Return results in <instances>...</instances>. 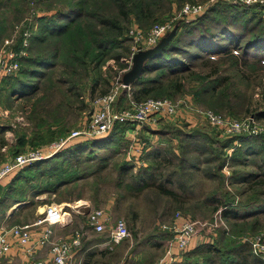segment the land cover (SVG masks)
I'll return each mask as SVG.
<instances>
[{"label":"rangeland","instance_id":"obj_1","mask_svg":"<svg viewBox=\"0 0 264 264\" xmlns=\"http://www.w3.org/2000/svg\"><path fill=\"white\" fill-rule=\"evenodd\" d=\"M90 1L98 4V12L113 19L116 17L122 30L118 35L121 40L101 54H98L100 48L94 44L91 47L87 45L84 54L86 62L75 59L77 51H74V59L72 56L66 67L60 62L56 67L41 69V72L30 77L22 73L29 65L26 64L28 57L39 52L40 47H44L36 37L38 18L65 9L66 0H0V49L5 39H9V47L23 51L20 58L21 71L18 72L17 79L21 77L25 81L16 84L17 79L9 77L5 78L2 85L0 165L27 151L38 150L43 156L42 159L35 160L39 164L33 165L32 169L23 166L24 168L13 171L1 181L3 186H0V228L32 223L43 215L46 205L60 203L70 213L71 231H84L85 241L97 242L105 239V233L86 230V213L90 209L102 208L111 220L124 219L130 233V236L119 244L118 249L116 247L112 251L103 248L100 250V253L106 254L104 260L109 264H156L166 251L173 247V235L163 229L162 225H170L178 212L184 219L200 222L196 244L211 241L224 250L225 246L228 248L231 243L228 241L231 238H228V235L234 234L233 238L240 242L245 241L250 252L247 239L264 233V214L248 217L245 221L237 219L233 223L223 217V213L226 208L239 207L241 202L256 198L257 194H262L257 200L264 201L262 184L252 186L243 181L232 184L230 177L233 173L246 171L254 172L258 180H264V113H261L264 112V54L262 61L256 59L252 55L257 56L254 46L250 49L251 55H247L251 62L245 65L240 62L231 65L232 59L228 58V62L222 64H227L225 67L228 73L225 71L222 75L229 76L226 81L229 85L222 87L227 95L221 106L213 103L207 106L194 101L193 90L201 84L198 76L210 71V67L201 65V61L196 60L192 62L196 71L181 75V91H176L172 85L169 88L170 96L149 97L167 98L179 103V111L175 117L156 116L155 122L146 123L145 127L120 125L112 130L111 138L106 141L105 147H91L72 157H65L67 145L64 144V147L58 149L56 146L72 130L85 125L90 113L96 109L97 101L117 85L120 73L127 71L131 66L133 53L143 46L141 41H134L130 29L140 27L146 33L153 24L178 14L180 8V5L174 4V11L170 15V12L165 14L161 10L162 7L159 10L156 5V17L145 26L150 25L149 28L143 30L134 18L118 13L116 4L107 0ZM186 1L206 2L209 8L219 0ZM251 5L252 7L245 6L249 11L244 15L250 21L248 26H235L240 44L249 41L257 32L260 34L263 25L261 22H264V19L261 21L258 17L261 14L264 16V0H256ZM197 16L199 15H182L177 20L173 19V34L181 22L193 21ZM254 22L258 23L254 25ZM101 29L100 22L95 24L92 21L90 26L83 28L82 35L89 38V32L95 33ZM43 36L46 46L61 43V40H57V34L45 32ZM261 37L262 34L259 39ZM83 41L85 38H81L80 43ZM83 49L77 54H82ZM118 54L120 55L116 57ZM217 55L211 54L210 57L217 58ZM159 72L152 71L144 76L155 77ZM176 77H168L164 85L165 82L174 81ZM176 82L175 80L172 84ZM18 85H22L26 90L20 91L16 87L12 89ZM137 88L139 87L132 84L128 89L120 88L113 103L115 109L130 110L132 107H129L133 103L139 104L149 99L136 100L134 91ZM195 109H209L222 116H234L246 122V119L251 120L250 133L243 132L234 136L222 133L220 129L209 125L205 118L199 117L194 112ZM256 129V132L252 131ZM79 140H82V137L72 139V143ZM66 144H69V141ZM255 145L257 154H248L247 149L252 150L250 146ZM235 152L237 159L232 158ZM132 158L134 168L131 166L123 169V162L131 163L129 159ZM149 158H162L155 164L156 178L150 187L137 189L132 178L141 165L150 164ZM166 176L170 181L164 180ZM161 187L171 193L160 191ZM82 201L87 205L76 208L75 204ZM244 222H254V227L235 233L236 229L243 227ZM224 233L227 235V241H224L223 237L220 240L219 236ZM206 256L215 258L213 254L204 253L194 255L191 261L187 262L204 263ZM187 262L185 260L182 264Z\"/></svg>","mask_w":264,"mask_h":264},{"label":"trees","instance_id":"obj_2","mask_svg":"<svg viewBox=\"0 0 264 264\" xmlns=\"http://www.w3.org/2000/svg\"><path fill=\"white\" fill-rule=\"evenodd\" d=\"M107 1L116 4V7L119 9L118 13H120L121 15L134 18L143 30H147L150 25L148 27L145 26L149 24L150 20L152 21V19L156 17V5L158 6L159 10L162 7L161 10H163L165 14L170 12V15H172L174 11V4L180 5L181 8L184 2V0ZM251 4L252 3H244L241 1H215L209 8L206 7L207 9L205 8L203 12L198 14L199 16L195 17V19L192 18L194 19L193 21L181 22L178 25L176 32L166 42L163 48L154 57L148 58L144 61L143 72L134 81V83H132V85H136L139 87L134 91L135 99L141 101L149 97H157L158 95L170 96L169 88L172 85L174 86L176 91H181V87L183 84L181 75L185 72L191 73V71H196L195 69H193L192 62L200 60L201 65L210 67V71L208 70L207 72H205V75L198 76L199 79H201V84L200 86H196V88L193 90L194 101L199 102V104H205L207 106H211L212 103L213 105L223 104L225 102L224 99L226 98L227 94L226 90H222V87L224 85H229L228 83H226V81L229 79V76H227V74H224L226 76L222 75V73H224L225 71H227L228 73V69L227 67H225L227 66V64H224V66L222 64L227 63L228 58L232 59L230 62L231 65L237 62L245 65L251 62V59H248L247 55L250 54V49L254 46L256 49L254 52L258 57L255 54L252 55L256 57V59L261 60L262 55L264 54V22H261L263 23V25L260 29V34L259 32H257L252 38L249 39V41H244L242 44H240V37L235 29L236 24L243 25L244 27L248 26L250 21L244 15H247L249 11H247V7L245 6L249 5V7H252ZM66 6L67 7L65 9L55 11L51 15L40 16L38 18V33L36 32L37 35H35L39 38L38 41L40 42V44L43 43L44 47H40L39 52H36L28 57V61L26 62V64L29 65H27L25 70L22 67L23 74L32 77L33 75L38 74V72H41V69H48V67L50 69V67H56L60 62L64 64L62 66L66 67V65H68L69 63V60L73 56L72 52L77 51L78 53V51H81V49L83 48L84 49L82 51V54L76 53L75 59H80V62H86L84 54L87 51V45L91 47L94 44V46L100 48V53L98 51V54H101L102 52H106L109 48L114 47L115 44L119 40H121L118 37V35L122 31L120 30L121 26L118 20L114 16L113 17L115 19L105 15L104 13L102 14V12H98L99 6L97 3L91 2L90 0H66ZM180 8L178 10H180ZM254 14L256 15L255 12ZM261 15L258 16L259 20L263 21L264 16L262 15L261 19ZM186 16L187 15H184V17ZM243 17L244 19L241 20V18ZM178 18L179 17H177L176 20ZM255 18L256 17L254 16V19ZM92 21H94L95 24L100 22L102 24V29L97 30V32L95 33L89 32V34L91 35V37L89 38L87 37V35L83 36V28L86 25L90 26L92 24ZM255 23L258 22H254V25ZM251 26H253V24L250 25V27ZM45 32H47L48 34L59 35L57 40H61V43H55L53 45L46 46V44L44 43L45 37L43 36ZM261 34L262 37L259 39ZM81 38H85V41H83L82 43H80ZM261 43H263V45ZM233 49L236 51H232ZM237 50L238 53H236ZM87 53L85 56H87ZM215 53L218 54L217 58L210 57L211 54ZM120 54L116 55V57H118ZM203 54L205 55L204 57ZM93 55L94 54H92V56ZM20 69L18 70V72L21 71ZM152 71L160 72L155 77L144 76L145 74ZM18 72L14 76L11 75L6 77V79L10 77L16 80L18 77ZM173 75H175V77L178 76L174 79V81L176 80L177 82L172 84L174 81L171 80L168 83L165 82L164 85V81H168L166 79H168V77H173ZM205 79L208 81H206ZM24 82L25 81L21 77H19L16 84H21ZM30 86L31 85L29 83V87ZM15 87L20 89V91L26 90L22 85L13 86L12 89H14ZM162 117L167 116H161V118ZM230 117L234 118V116ZM258 117L259 119L261 118L260 116H257V118ZM124 124L127 127L128 125H130L129 123H117L115 124L113 131L118 126H123ZM145 125L143 126L145 127ZM110 133L101 136L99 140L84 137H82V140H79L77 142L75 141L74 143H72V140H70L69 144H66L67 146H65L68 148L66 149L67 153H64V156L72 157L81 151H87L88 148L91 147L103 148L105 147L106 141L111 138L110 135L113 132L111 134ZM227 147L228 146H226V148ZM250 147L252 150H250V148L247 149V151H249L248 154H257L258 150L256 148V145L255 147ZM234 154L235 155H233L232 158L237 159L236 152ZM67 159L76 160V158ZM129 160L131 161V163L128 161L123 162V169L125 167L130 168L131 166L132 169L134 168V164L132 163L134 161V158ZM149 160L150 164H146V166L141 165L138 168L136 175H134L132 178L137 189L150 187L154 182V179L156 178L154 173V168L156 167L155 164L158 163L159 160H162V158H149ZM37 162L38 161L31 162L28 164L29 166H27L26 164L24 165V167L26 166V168L32 169L33 165L36 166L39 164V162ZM230 177L232 179V184H236L237 182L240 183L243 181L250 183V185L252 186L258 184H262L264 186V180H258V176L254 172L251 173L240 171L237 173H233ZM164 180L170 181L168 176L164 177ZM159 185L162 186V184ZM0 186H3L2 182ZM159 189L164 193H171L170 191L162 189V187ZM260 195L262 194H257L256 198H252L250 200L248 199L247 202H241L242 204L239 205V207L237 206L232 209L226 208L224 210L223 217H226L228 220H231V222L233 221V223H235L237 219H243L245 221L248 217H252L257 214H264V201L257 200L259 199L258 197ZM253 223L244 222L243 227H241V229L239 227L234 232L237 233L238 231H240L241 233L243 232V230L252 228L254 227ZM225 236H227L225 233L224 235L221 234L219 236L220 240L221 237H223V240L227 241L225 240L227 239L225 238ZM229 237L233 238L234 234H229L228 238ZM231 238L228 239V241L230 240L231 242L230 244H228L229 247L227 248V246H225L224 250L218 248L215 243L211 241L198 243L191 250L186 252V254L184 255V259L187 262L191 261L190 259L194 255L210 253L213 254L215 258L206 256L204 259V263L193 261L187 262V264H263V262L259 260L258 257L256 258V256L251 251V253L249 252V247L246 243H244L245 241L240 242L237 240V238Z\"/></svg>","mask_w":264,"mask_h":264},{"label":"built area","instance_id":"obj_3","mask_svg":"<svg viewBox=\"0 0 264 264\" xmlns=\"http://www.w3.org/2000/svg\"><path fill=\"white\" fill-rule=\"evenodd\" d=\"M226 1L252 3L256 0ZM206 7V2L185 1L178 11V14L166 21L153 24L146 33L140 28H131L130 33L134 36L135 42H142L143 46L140 48L145 49L154 46L165 33L172 29L173 19L182 15H197L203 12ZM9 43L10 40L5 39L0 49V94L3 80L18 72L21 65L20 58L23 51H21V49L18 51L12 49L9 47ZM122 73H120L119 76H121ZM119 81L117 85H114L107 94L103 95L97 101L98 105L96 109L90 113L85 125L80 129L72 130L70 134L63 138L56 146L57 149L64 144L66 145L68 141L76 137L92 139L107 135L114 129L117 123H129L135 128H138L146 123L155 122L156 116L173 117L178 113L179 103L173 102L167 98H149L139 104L133 103L129 107V109L132 107L130 110L115 109L113 103L119 95V89L129 88V85H124ZM194 112L197 113L199 117L205 118L209 125L220 129L222 133L229 136H234L243 132L250 133L251 120L246 119L248 121L246 122L238 120L237 118L222 116L209 109H195ZM252 131L256 132L257 129ZM42 158L41 151L34 150L18 154L6 160L0 165V182L13 171ZM85 204L86 202L82 201L77 203V205L75 204V206L79 208ZM69 221L70 213L64 208L63 204L52 203L46 205L43 210V215L32 223L24 225L14 224L8 228H0V264L1 258L10 252L15 244L18 246L21 255L26 259L25 264H45L44 261L35 258V251L38 246L46 243L50 244L51 264H65L73 250L80 244V233L75 232L67 239L61 238L53 240V225L55 223L64 225ZM199 223L200 222L197 220L184 219L181 214L177 212L174 221L170 225L163 224L162 228L172 233L173 237L171 241L173 246L183 251L187 249L197 236ZM86 225L95 232L106 233V244L109 249H112L116 244L130 236L128 226L124 219L111 220L109 214L102 208L90 209L86 213ZM247 241L250 244L251 252L264 263V233L255 235L247 239ZM169 254L170 250H167L165 255L159 260V264H169L170 261L167 259Z\"/></svg>","mask_w":264,"mask_h":264},{"label":"crops","instance_id":"obj_4","mask_svg":"<svg viewBox=\"0 0 264 264\" xmlns=\"http://www.w3.org/2000/svg\"><path fill=\"white\" fill-rule=\"evenodd\" d=\"M85 205H87V203ZM71 222H72V219L70 218V221L67 224L62 225V224L55 223L53 225V229H54V236L52 238L53 240L61 239V238L67 239L71 237L75 232L80 233V244L73 250V252L71 253V256L69 257V259L66 261L65 264H109L108 262L104 260L106 254L103 252L100 253V250H102L103 248L105 250L112 251L116 247H117L116 249H118L119 244L123 240L120 243L116 244L112 249H109L106 244L107 242L106 233L104 237L105 239L103 240H100L97 242H91V240L85 241L86 238L84 237L85 235L84 231L81 232L78 229H73L71 231V229L69 228ZM85 225H86V220H85ZM87 229L93 231L86 225V230ZM95 233H98V232H95ZM99 234H102V233H99ZM196 243H197V236L194 238V240L191 242V244L187 247L186 250L180 251L176 249L174 246L172 248H169L168 250H170V254L167 256V259L170 260L169 264L171 263L172 264L173 263L182 264L183 261H185L184 255L186 254V252L191 250L196 245ZM121 253L125 254L126 252H121ZM35 258L44 261L45 264H51L50 244L46 243L44 245L38 246L35 251ZM101 258H103V260ZM3 259H4V262H3ZM1 261H2L1 264L3 263L4 264H25L26 263V259L19 252L18 246L16 244L10 252H8L5 256L1 258ZM146 264H153V263L148 262ZM156 264H159V262L157 261Z\"/></svg>","mask_w":264,"mask_h":264},{"label":"water","instance_id":"obj_5","mask_svg":"<svg viewBox=\"0 0 264 264\" xmlns=\"http://www.w3.org/2000/svg\"><path fill=\"white\" fill-rule=\"evenodd\" d=\"M175 31V26L165 33L159 41L151 47L145 49H139L132 55V64L129 69L123 72L120 76V81L124 85H131L143 72L144 61L148 58L154 57L170 39L171 35Z\"/></svg>","mask_w":264,"mask_h":264}]
</instances>
